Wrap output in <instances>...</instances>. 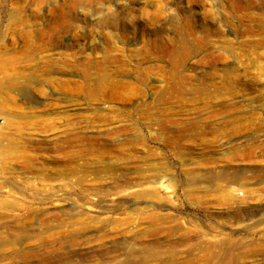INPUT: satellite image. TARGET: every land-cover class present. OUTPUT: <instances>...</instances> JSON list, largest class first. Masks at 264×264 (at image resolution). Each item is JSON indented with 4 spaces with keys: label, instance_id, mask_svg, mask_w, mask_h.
Here are the masks:
<instances>
[{
    "label": "rangeland",
    "instance_id": "rangeland-1",
    "mask_svg": "<svg viewBox=\"0 0 264 264\" xmlns=\"http://www.w3.org/2000/svg\"><path fill=\"white\" fill-rule=\"evenodd\" d=\"M213 263L264 264V0H0V264Z\"/></svg>",
    "mask_w": 264,
    "mask_h": 264
},
{
    "label": "bare ground",
    "instance_id": "bare-ground-1",
    "mask_svg": "<svg viewBox=\"0 0 264 264\" xmlns=\"http://www.w3.org/2000/svg\"><path fill=\"white\" fill-rule=\"evenodd\" d=\"M204 253H205V252H204ZM209 254H210V252H209ZM209 254H208V255H209ZM213 264H214V263H213Z\"/></svg>",
    "mask_w": 264,
    "mask_h": 264
}]
</instances>
